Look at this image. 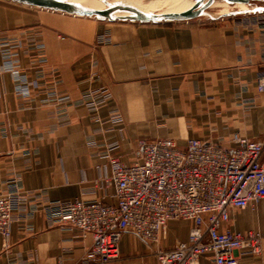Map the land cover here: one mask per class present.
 <instances>
[{"label": "crops", "instance_id": "obj_1", "mask_svg": "<svg viewBox=\"0 0 264 264\" xmlns=\"http://www.w3.org/2000/svg\"><path fill=\"white\" fill-rule=\"evenodd\" d=\"M17 4H0V46L19 50L40 88L23 100L0 69V194H19L7 249L0 239V264H100L85 261L92 236L64 230L60 217L77 198L113 202L115 188L102 180L111 173L107 155L130 165L140 160L143 141L186 147L200 139L231 149L235 134L264 138L257 89L264 13L212 23L109 22ZM105 33L111 41L98 43ZM104 86L112 99L89 110L86 102L102 95L88 93ZM53 90L57 98L47 95ZM115 115L123 121L112 123ZM227 227L260 233V253L243 249L239 261L264 264V200L231 209ZM190 232L185 220L171 222L154 243L127 232L119 258L106 264H160L157 250L187 241Z\"/></svg>", "mask_w": 264, "mask_h": 264}, {"label": "built area", "instance_id": "obj_2", "mask_svg": "<svg viewBox=\"0 0 264 264\" xmlns=\"http://www.w3.org/2000/svg\"><path fill=\"white\" fill-rule=\"evenodd\" d=\"M257 89L264 93V78ZM232 141L231 149L200 139H189L186 147L172 139L143 141L140 160L132 165L107 155L111 173L102 180L114 186L113 202L75 199L60 226L91 235L85 261L106 264L119 258L123 234L154 243L171 222L185 220L189 239L157 250L160 264H199L202 257L240 264L241 250L260 253L262 235L234 232L227 224L231 209L255 208L264 200V138L235 134ZM18 202L15 194L0 196V238L7 244Z\"/></svg>", "mask_w": 264, "mask_h": 264}, {"label": "water", "instance_id": "obj_3", "mask_svg": "<svg viewBox=\"0 0 264 264\" xmlns=\"http://www.w3.org/2000/svg\"><path fill=\"white\" fill-rule=\"evenodd\" d=\"M21 5L46 9L50 11L62 12L69 15L81 17H90L102 21H129L139 23H160L172 21H192L201 20L204 17L210 20H218L227 17H235L246 14L264 13V5L256 6L252 2L256 0H193L194 5L187 11L181 13H166L153 15L147 11H139L135 6L137 4H162L163 0H149L144 3L143 0H99L104 5V9H95L87 7L81 3L69 0H7ZM264 1V0H263ZM217 2H224L230 6L238 3L248 4L246 9H236L227 13L213 14L209 10L215 8ZM153 7V6H152Z\"/></svg>", "mask_w": 264, "mask_h": 264}, {"label": "rangeland", "instance_id": "obj_4", "mask_svg": "<svg viewBox=\"0 0 264 264\" xmlns=\"http://www.w3.org/2000/svg\"><path fill=\"white\" fill-rule=\"evenodd\" d=\"M143 2L146 4V3L149 2V0H143ZM0 4H2V5H13L15 3H11L10 1H7V0H0ZM252 4H254L256 6H261V5H264V1L263 0H258V1L253 2ZM17 5H19V4H17ZM153 6L164 7V6L157 5V3L155 5H153ZM209 11L211 13H213V14H216V13H218V11H220V8H218V7L216 8L215 7L213 9L209 10ZM218 20H221V19H218ZM218 20H210L209 18L204 17L201 20H192V21H199V22L200 21H204V22H211L212 23V22H215V21H218ZM105 34L107 36H109V38H111L109 33H105ZM105 34H102V36H104ZM103 38L104 37H100V38L98 37L97 38L98 43H109L110 42V40H108V39L105 40ZM38 47L40 49L42 48L41 45H39ZM0 57L2 58L1 59L0 69H1V71L3 73L6 72V73H10L11 74V76L13 77V81L15 83V91H16V93L23 100L30 99L31 96L33 95L34 90L40 88V84H39V81L37 79H35V80L31 79L30 76L28 75V73L26 72V70L21 66L19 50L12 48L11 45L8 44V43H4V44H2L0 46ZM39 62L41 64H43V63H46V60L43 59V60H40ZM96 92L100 93L102 95V98H101L100 101L99 100H89V101H87L86 102V107L89 110H94V111L97 110L100 107V105H102L103 103L108 102L113 97L110 89L108 87H105V86L104 87H100L96 91H91L90 93H88L87 96H91L92 94L95 95ZM47 95H49V97L57 98L58 91L53 90V91L47 92ZM122 121H123V118L120 115H115L114 117H111V122L112 123L116 124V123H120ZM154 141H156V140H154ZM146 142H148V141H146ZM149 142H151V141H149ZM130 165H132V164H130ZM8 194H15L18 197V201H19L18 192L8 193ZM5 195H7V194H0V196H5ZM77 199H79V198H77ZM98 202H102V201H98ZM102 203L106 204L105 202H102ZM18 208H19V202H18L17 209ZM14 212H13V214H14ZM12 219H13V215H12ZM12 219H11V223H12ZM0 239L2 240V238H0ZM9 241H8V244L4 242L5 249H7L9 247L8 246L9 245Z\"/></svg>", "mask_w": 264, "mask_h": 264}, {"label": "bare ground", "instance_id": "obj_5", "mask_svg": "<svg viewBox=\"0 0 264 264\" xmlns=\"http://www.w3.org/2000/svg\"><path fill=\"white\" fill-rule=\"evenodd\" d=\"M69 1L78 2L87 7L95 8V9L105 8V5L99 0H69ZM153 5L155 4H149V5L137 4V6L135 7L139 11H147L153 15H161L166 13H181L190 9L194 5V1L193 0H163L160 6H164V7H156ZM247 6L248 4L245 3H238L234 6H230L224 2H217L214 7L220 8V11H218V13L223 14L236 9H240V10L246 9Z\"/></svg>", "mask_w": 264, "mask_h": 264}, {"label": "snow or ice", "instance_id": "obj_6", "mask_svg": "<svg viewBox=\"0 0 264 264\" xmlns=\"http://www.w3.org/2000/svg\"><path fill=\"white\" fill-rule=\"evenodd\" d=\"M261 11H264V9H261Z\"/></svg>", "mask_w": 264, "mask_h": 264}]
</instances>
